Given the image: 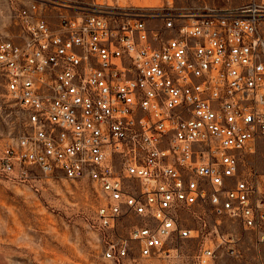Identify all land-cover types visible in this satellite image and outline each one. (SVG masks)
<instances>
[{
	"label": "built area",
	"instance_id": "built-area-1",
	"mask_svg": "<svg viewBox=\"0 0 264 264\" xmlns=\"http://www.w3.org/2000/svg\"><path fill=\"white\" fill-rule=\"evenodd\" d=\"M21 4L19 31L0 33V77L25 129L0 142V178L37 168L92 182L115 264L130 252L171 258L187 238L204 239L196 264H214L238 253L226 225L264 243V180L245 160L264 136V0L139 12Z\"/></svg>",
	"mask_w": 264,
	"mask_h": 264
},
{
	"label": "rangeland",
	"instance_id": "rangeland-1",
	"mask_svg": "<svg viewBox=\"0 0 264 264\" xmlns=\"http://www.w3.org/2000/svg\"><path fill=\"white\" fill-rule=\"evenodd\" d=\"M121 6L133 11L167 8H192L204 4L238 6L249 0H87ZM21 0H0V33L19 31L16 13ZM94 8H90L93 11ZM264 34V24L262 25ZM25 129V117L5 94L0 77V142L11 141ZM247 166L264 180V136L253 153H246ZM100 192L88 180L65 178L37 168L27 179L0 178V264H115L103 255L96 230V211ZM185 225L202 228L190 212L181 214ZM202 215V214H201ZM132 222L120 226L126 231ZM240 238L238 253L224 250L214 264H264V243L235 225H226ZM202 238H187L177 243L179 254L171 258L142 257L130 252L124 264H196Z\"/></svg>",
	"mask_w": 264,
	"mask_h": 264
}]
</instances>
